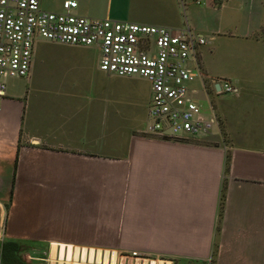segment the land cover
I'll return each instance as SVG.
<instances>
[{
  "label": "crops",
  "instance_id": "obj_1",
  "mask_svg": "<svg viewBox=\"0 0 264 264\" xmlns=\"http://www.w3.org/2000/svg\"><path fill=\"white\" fill-rule=\"evenodd\" d=\"M76 2L85 17L204 36L203 75L188 87L218 124L189 140L148 134L147 79L100 70L94 44H62L67 67L51 75L34 59L37 39L28 75L7 78L0 99V264L7 240L24 264L132 251L160 256L154 264H264V0ZM215 77L238 94L218 93Z\"/></svg>",
  "mask_w": 264,
  "mask_h": 264
},
{
  "label": "built area",
  "instance_id": "obj_2",
  "mask_svg": "<svg viewBox=\"0 0 264 264\" xmlns=\"http://www.w3.org/2000/svg\"><path fill=\"white\" fill-rule=\"evenodd\" d=\"M76 7V0H64L59 11L42 9L39 0H0V99L7 78L28 75L37 39L94 44L100 51V70L150 82L148 134L189 140L208 134L218 124L215 116H202L188 87L203 75L196 50L206 42L204 36L189 28L85 17L74 12ZM190 58L195 59V67L187 64ZM212 84L218 85V93L238 94L225 77L212 78ZM119 258L111 262L85 256L81 261L78 256L76 264H154L160 256L132 251L120 253Z\"/></svg>",
  "mask_w": 264,
  "mask_h": 264
},
{
  "label": "rangeland",
  "instance_id": "obj_3",
  "mask_svg": "<svg viewBox=\"0 0 264 264\" xmlns=\"http://www.w3.org/2000/svg\"><path fill=\"white\" fill-rule=\"evenodd\" d=\"M34 59L39 65L44 66V68L47 70V73L54 75L61 74V71L58 69L67 67L65 62L68 57L65 54L62 44L38 39L35 45ZM135 86L140 89L144 97L149 95L150 89L147 82L138 79L135 83ZM18 255L23 260L20 252Z\"/></svg>",
  "mask_w": 264,
  "mask_h": 264
},
{
  "label": "trees",
  "instance_id": "obj_4",
  "mask_svg": "<svg viewBox=\"0 0 264 264\" xmlns=\"http://www.w3.org/2000/svg\"><path fill=\"white\" fill-rule=\"evenodd\" d=\"M2 249L7 264H24V262L20 260L18 255L21 250L18 242L7 240L3 242Z\"/></svg>",
  "mask_w": 264,
  "mask_h": 264
},
{
  "label": "bare ground",
  "instance_id": "obj_5",
  "mask_svg": "<svg viewBox=\"0 0 264 264\" xmlns=\"http://www.w3.org/2000/svg\"><path fill=\"white\" fill-rule=\"evenodd\" d=\"M75 250H77V249H75ZM50 252H51V255L53 256L54 254H55V245H53L52 247H51V250H50ZM59 257H61L62 256V253H63V248L62 247H59ZM68 252H70V249H68V251H67V253ZM82 252H85L84 250L82 251ZM99 252L100 251H97V256H99ZM104 252H106V251H104ZM92 255V251L90 250V256ZM51 256V257H52ZM70 257V256H69ZM68 257V258H69ZM58 258V257H57ZM63 258V257H62ZM105 258H106V255H105ZM65 259V258H64ZM105 260V259H104ZM58 261V260H57ZM70 261V260H69ZM51 262V261H50ZM64 262V261H63ZM59 264H61V261H59ZM65 264H69L67 261H66V263ZM73 264H76V262L75 263H73ZM158 264H160V263H158Z\"/></svg>",
  "mask_w": 264,
  "mask_h": 264
},
{
  "label": "water",
  "instance_id": "obj_6",
  "mask_svg": "<svg viewBox=\"0 0 264 264\" xmlns=\"http://www.w3.org/2000/svg\"><path fill=\"white\" fill-rule=\"evenodd\" d=\"M218 87V85L216 86V88Z\"/></svg>",
  "mask_w": 264,
  "mask_h": 264
}]
</instances>
